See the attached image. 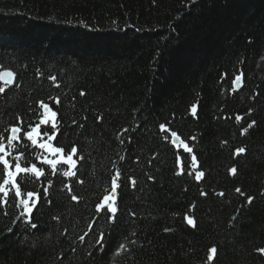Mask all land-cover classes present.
Instances as JSON below:
<instances>
[{
    "label": "trees",
    "instance_id": "1",
    "mask_svg": "<svg viewBox=\"0 0 264 264\" xmlns=\"http://www.w3.org/2000/svg\"><path fill=\"white\" fill-rule=\"evenodd\" d=\"M3 69L16 74L0 94L5 142L10 126L39 123L44 101L58 113L54 145L84 159L76 177L61 175L67 165L52 175L21 137L13 155L45 173L20 183L21 198L39 196L38 228L16 221L23 209L10 193L0 264H264V0H0ZM117 168L137 183L117 189L113 223L96 205Z\"/></svg>",
    "mask_w": 264,
    "mask_h": 264
},
{
    "label": "snow or ice",
    "instance_id": "2",
    "mask_svg": "<svg viewBox=\"0 0 264 264\" xmlns=\"http://www.w3.org/2000/svg\"><path fill=\"white\" fill-rule=\"evenodd\" d=\"M193 2H198V0H193ZM70 23V22H69ZM38 76L40 75L39 70H37ZM16 74L10 70H4L0 71V94H3L5 92L4 85H7L9 87L12 86V84L16 83L15 81ZM243 73L241 72L240 75H237L235 79L233 80V86L240 83L242 80ZM48 79L55 81V76H50ZM56 87H59V84L55 85ZM81 96L84 95L83 92L80 93ZM56 105L60 104V99L55 98ZM39 107L45 111L42 112V119L39 123H36L35 126L33 124L29 123L27 127L25 128L23 121L17 125L10 126L6 131H8L10 134L7 137V142L4 140V136L0 134V165L3 166V179L0 180V193L3 195L0 196V204L7 205L9 202V194L12 193V199L16 200L18 202V206L22 207L23 211L20 212L19 216L16 217V221L19 223H22L26 225L27 227H30L31 229H37L38 225L33 222L32 220V213L33 209L36 208V200L39 199V196L33 192H27L26 198L22 197V191L20 187V183L23 182V180L27 177H34L36 179H39L41 176H44L45 173L43 171L42 167H37L36 163L29 164L27 160L22 159L24 157V152H18L17 154L13 155V152H16L17 145L22 143L21 137H23L24 141H30L31 146L33 148H38L42 151L37 152L36 159L38 162H40L42 165L50 166L51 174L55 175L57 166L58 165H67L69 170L62 171L61 175L65 178H72L77 176V167L78 163L83 161L84 157L82 155L78 156V148L76 146H72L68 152H65V148L61 146H55L52 141L57 139V133L60 132V129L57 126V111L53 110L49 104L45 103L44 101L39 102ZM191 113L193 115L196 114V106H193L191 108ZM249 115H251V110H249ZM97 119H101L100 117H97ZM242 119V117H237V121L239 122ZM41 124L43 125H51L50 129H45L43 133L41 132ZM256 125V121L252 120L250 123L247 124L246 127L242 129L241 134H247L249 129H252ZM161 128L164 127V125L160 126ZM127 131V129H125ZM51 132V134H49ZM48 137L47 140H44V137ZM172 136L177 137L176 132H172ZM192 140H195V137L193 136L191 138ZM124 141L121 140L120 143H123ZM175 143V141H173ZM181 143H183L181 141ZM224 144H227V141H224ZM184 150L187 153H193V148L189 147L188 144H183ZM246 152L245 147H239L235 149V152L233 153L234 156H240L241 154H244ZM49 155L51 157L55 158H49ZM76 157V158H74ZM123 160V157L121 158ZM190 169L196 170L198 169L199 165L197 163V156L191 155V163L188 165ZM230 174L236 175L237 174V168L231 167L229 169ZM179 174V173H178ZM189 175H192V172L188 173ZM205 176V173L203 171L196 170L195 171V180L200 181L202 177ZM19 178V179H18ZM151 179V177H149ZM120 181V183H117ZM77 183H83L81 180H77ZM136 179L135 178H129L127 175H125L123 178L121 177V172L117 168L114 177L111 181V191L108 195H105L103 197V201L96 205V208L98 211H101L103 215L109 218L110 222H115L118 214V208L116 206L117 201V189L122 187H127L129 184H131L132 187L136 186ZM52 181L48 180V185L51 186ZM68 190L71 192V185H68ZM237 193H240L242 196L245 195L241 191L239 187L235 189ZM44 195L45 197L48 196V190L47 188L44 189ZM201 195H206L205 193H201ZM219 196H224V193H218ZM35 197V200L33 199ZM72 200L77 201L78 197L73 195L71 197ZM247 203L251 204L253 201V197L248 196L246 197ZM31 202V203H30ZM48 203H51L50 200L47 201ZM194 208L195 205H192ZM7 215V213H4ZM132 215H135V213H132ZM186 223L193 228L196 227V221L195 218L192 216H186ZM235 219V217H233ZM11 231V229H9ZM165 231H169V229H165ZM105 238V234L103 232L100 233V238L97 240V243L100 244L101 241ZM81 240L84 239V237L80 238ZM120 247H123V245H120ZM211 253L215 254L217 253V248L212 247L210 249ZM260 253L264 254V248L257 249Z\"/></svg>",
    "mask_w": 264,
    "mask_h": 264
},
{
    "label": "water",
    "instance_id": "3",
    "mask_svg": "<svg viewBox=\"0 0 264 264\" xmlns=\"http://www.w3.org/2000/svg\"><path fill=\"white\" fill-rule=\"evenodd\" d=\"M241 87H242V80H241L240 83H238V84L235 85V88H236L237 90L241 89Z\"/></svg>",
    "mask_w": 264,
    "mask_h": 264
},
{
    "label": "rangeland",
    "instance_id": "4",
    "mask_svg": "<svg viewBox=\"0 0 264 264\" xmlns=\"http://www.w3.org/2000/svg\"><path fill=\"white\" fill-rule=\"evenodd\" d=\"M52 158H55V157H52Z\"/></svg>",
    "mask_w": 264,
    "mask_h": 264
}]
</instances>
